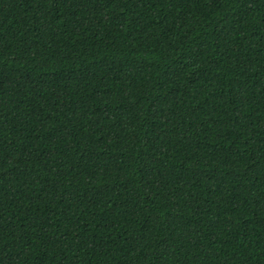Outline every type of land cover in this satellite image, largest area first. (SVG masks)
<instances>
[{
    "label": "trees",
    "instance_id": "trees-1",
    "mask_svg": "<svg viewBox=\"0 0 264 264\" xmlns=\"http://www.w3.org/2000/svg\"><path fill=\"white\" fill-rule=\"evenodd\" d=\"M0 264H264V0H0Z\"/></svg>",
    "mask_w": 264,
    "mask_h": 264
}]
</instances>
